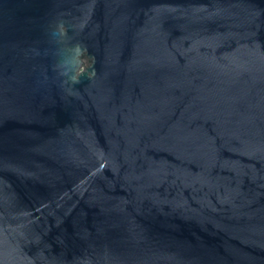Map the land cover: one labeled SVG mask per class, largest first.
I'll return each mask as SVG.
<instances>
[{
	"label": "water",
	"instance_id": "water-1",
	"mask_svg": "<svg viewBox=\"0 0 264 264\" xmlns=\"http://www.w3.org/2000/svg\"><path fill=\"white\" fill-rule=\"evenodd\" d=\"M0 264H264V0H0Z\"/></svg>",
	"mask_w": 264,
	"mask_h": 264
}]
</instances>
